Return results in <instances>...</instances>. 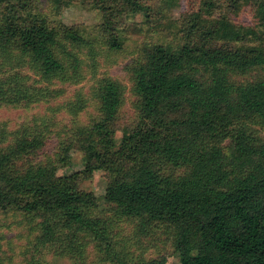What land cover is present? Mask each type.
Returning a JSON list of instances; mask_svg holds the SVG:
<instances>
[{
    "label": "trees",
    "instance_id": "16d2710c",
    "mask_svg": "<svg viewBox=\"0 0 264 264\" xmlns=\"http://www.w3.org/2000/svg\"><path fill=\"white\" fill-rule=\"evenodd\" d=\"M33 1L0 0V104L37 101L51 92L25 73L6 70L15 54L28 55L43 81H75L76 68L70 69L56 47L61 39L82 42L81 32L51 25ZM45 2L56 11L77 2L101 9L111 48L122 44L109 31L115 29L111 17L143 6L136 0H121V7L116 0ZM238 3L202 0L206 13L219 6L231 13ZM255 14L264 28V0ZM248 34L253 35L242 25L214 18L174 33L171 41L144 44L128 67L137 120L115 149L122 90L117 80L100 78L98 118L73 126L58 145L61 163L69 161L71 147L82 152L80 171L58 175L53 164H32L43 137L13 136L0 146V210L37 214L40 245L64 232L62 239L75 254L82 245L75 244L77 237L88 234L110 254L107 221L89 213L95 196L78 185L85 174L107 169L104 199L120 215L166 223L180 264H264V136L249 128L253 120L264 119V46ZM249 71L252 78L234 79ZM80 107L76 99L75 110ZM163 162L184 165L186 171L177 177L164 174ZM147 264H165V258Z\"/></svg>",
    "mask_w": 264,
    "mask_h": 264
},
{
    "label": "rangeland",
    "instance_id": "374dc122",
    "mask_svg": "<svg viewBox=\"0 0 264 264\" xmlns=\"http://www.w3.org/2000/svg\"><path fill=\"white\" fill-rule=\"evenodd\" d=\"M116 1L120 6L121 0ZM136 1L143 4L142 8L139 6L135 11L110 19V26L115 29L109 31L122 41L120 48H111L106 44L108 32L103 24L107 19L101 9L77 2L56 11L47 7L44 0L33 1L35 6L40 4L42 15L51 25H67L81 32L82 42L61 39V45L56 47L70 69L76 68V77L75 81H43L31 69L28 55L15 54L6 70L12 68L25 73L30 82L44 85L51 92L37 101L0 104V146L11 141L13 136L37 133L43 137L44 144L32 164H53L58 175L80 171L83 167L82 152L71 147L69 161L61 163L57 153L59 142L69 137L73 126L90 125L98 118L95 87L100 78L109 77L117 80L122 90L113 147L118 148L123 132L137 120L128 67L140 54L144 44L155 40L171 41L176 32L181 35L209 19L226 18L231 24L249 29L253 35L247 36H254L253 42L264 46V28L257 24L255 14L259 0H239L238 8L231 13L222 12V6L215 7L212 13H206L202 0ZM253 74L254 71H249L234 79H250ZM76 99L81 104L77 110L74 108ZM249 128L253 133L255 131L257 135L264 136V119L253 120ZM185 171L184 165L174 166L165 162L161 168L162 173L173 177ZM109 177L107 169H95L82 176L78 185L95 196L96 205L89 208V213L107 221L112 247L110 254L103 252L88 234L77 237L75 244L82 245L76 248L75 254L70 251L67 240L62 239L64 232L59 234L57 240L40 245L36 237L40 233L41 218L37 214L8 208L0 210V264H147L149 260L159 257L165 258V264H180L179 254L173 246L172 229L166 223H142L139 218L120 215L114 205L104 199ZM260 224L264 225V218Z\"/></svg>",
    "mask_w": 264,
    "mask_h": 264
}]
</instances>
